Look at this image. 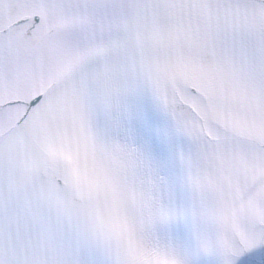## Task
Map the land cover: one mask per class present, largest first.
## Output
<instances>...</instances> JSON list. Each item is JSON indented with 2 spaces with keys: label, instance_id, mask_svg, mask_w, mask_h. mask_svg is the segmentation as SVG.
Returning <instances> with one entry per match:
<instances>
[{
  "label": "snow or ice",
  "instance_id": "snow-or-ice-1",
  "mask_svg": "<svg viewBox=\"0 0 264 264\" xmlns=\"http://www.w3.org/2000/svg\"><path fill=\"white\" fill-rule=\"evenodd\" d=\"M0 264H264V0H0Z\"/></svg>",
  "mask_w": 264,
  "mask_h": 264
}]
</instances>
